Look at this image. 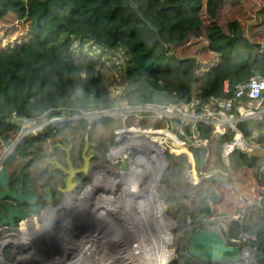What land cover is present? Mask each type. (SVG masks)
Listing matches in <instances>:
<instances>
[{
  "label": "trees",
  "instance_id": "1",
  "mask_svg": "<svg viewBox=\"0 0 264 264\" xmlns=\"http://www.w3.org/2000/svg\"><path fill=\"white\" fill-rule=\"evenodd\" d=\"M257 14L264 17V0H0V155L3 145L18 136L23 120L112 107L96 60L72 50L75 40L124 53L123 96L129 104L206 102L231 96L223 92L225 82L231 89L264 76V31L247 30ZM109 121L101 119L93 126H107ZM251 123L237 124L244 137ZM125 126L122 136L136 137L138 131L148 132L150 138L167 134L157 119L130 117ZM54 129L48 125L30 135L17 153L27 156L34 143L51 138ZM197 132L196 147H180L182 137L176 143L166 140L165 167L150 165L154 159L145 157L137 145L127 149V158L131 154L137 164L150 165L148 189H154L158 178L160 188L173 185L178 196L194 204L189 212L178 197L165 196L168 216L175 221H199L209 212L210 218L227 217L264 197V144L252 148L251 155L235 149L225 164L221 145L232 133L207 125ZM200 228L191 227L189 237ZM241 233L256 237L251 262L264 264V226L228 223L229 239ZM188 263L180 258L169 261Z\"/></svg>",
  "mask_w": 264,
  "mask_h": 264
},
{
  "label": "rangeland",
  "instance_id": "2",
  "mask_svg": "<svg viewBox=\"0 0 264 264\" xmlns=\"http://www.w3.org/2000/svg\"><path fill=\"white\" fill-rule=\"evenodd\" d=\"M230 1L233 2L239 0H230ZM247 30L249 33L253 31H264V17L262 15L257 14L255 18L252 20V22H250V24L248 25ZM70 48L74 50L76 53L81 52V54L88 55L89 57L91 56L94 60H96L97 62L96 68L98 71L101 72L103 76V81L110 93V97L111 99H113L114 104H116L115 106L124 105L121 104L122 101L123 102L126 101L124 99L123 94L126 92L127 89L126 85L122 82V72H123L124 64L126 63V59H127L124 56V53L122 51L107 52L101 49L100 47L77 40L74 41L73 46H71ZM116 99L119 100L116 101ZM263 116H264V112L260 115V117L263 118ZM102 119H108L110 120L109 121L110 123L107 126L98 125L94 130L91 139H89L91 145L97 144L96 147L94 149L93 148L90 149L89 152L94 154V158H93L94 160L92 164L95 166V170L98 168L97 169L98 171L94 175L93 174L90 175L91 176V178L89 177L90 180L88 181L86 180L87 184L92 183L93 176L95 175L99 176L100 174L104 173V171H109L110 167L112 166L114 169L118 171L122 170L125 161L124 153L125 152L127 153V149L129 148V146L137 145L145 155H153L158 152L157 151L158 141L153 140L152 138L151 139L147 138L148 132L143 133L146 134L147 137L144 135H140V139L137 138L138 136L134 137V136L124 135L123 137L119 131L121 125L123 124L121 117H118V119L117 118H112V119L102 118ZM100 120H101L100 118L84 117L81 118V120H77L76 122L59 126V125H54L52 123L49 124L46 118H38L32 121L22 122L21 128L23 129L22 130L23 133H27L26 139L28 140L30 135L37 134L45 126L48 125L55 128L56 131L57 129H59L58 131H63L62 129L70 128L79 121H84L86 124L88 123L91 125L93 122H97ZM258 121L260 120L258 119ZM64 135L67 136L73 144L78 145L80 149L82 143L81 134L68 131L65 132ZM61 137L62 136H59L55 140H57V142L60 140L64 145H67V143L64 142V140L59 139ZM27 140L21 145L16 146L13 149V151H8L9 149L3 150L2 147V150L4 152L2 151L0 155V160L3 161L5 159L4 158L5 155L7 153L9 154L11 153L10 159L13 158V167L11 169L14 172L16 171L19 172L22 169L27 171L28 168L27 165L28 162H30V160L31 162H35L36 165L38 164L35 167L36 169L45 165L44 161L37 157H36L37 159H30L27 156L22 157L17 153L16 151L17 148L23 146L27 142ZM139 142L141 143L140 146H139L140 144ZM52 143L53 141H50V142H45L43 145H41V148L39 147L40 153L45 152L51 157L56 156V151H53L52 149ZM129 158L131 164H128ZM180 159H182V157H180ZM45 166L48 167L47 165ZM127 166L129 168L128 172L132 174L133 182L136 184L134 186L137 189V191H139L143 183V178L147 180L149 177L148 174H146V169L144 166H139V164L136 163V159L134 155L131 156V154L127 158ZM139 171L145 173L144 177L142 176L141 173L138 174ZM133 174H135V176H133ZM130 179H131L130 175H127L125 178L126 181ZM78 181H82L81 178H79ZM47 183H48L47 181L43 182V184H47ZM55 185L56 183L54 182L53 186ZM142 188L140 189V191L142 190ZM100 193H101L100 196L102 197L99 198L102 199L105 204V209H104L105 212L101 217L102 222L99 225L102 227L101 231L100 229L97 228L98 229V230L96 229L97 231L95 230V232H90L89 230L92 228V225L88 224L87 220L83 218L85 219L86 222L80 221L73 225H67V227L62 228L64 231L61 230V228L60 229L58 228V230H55V232L51 231L49 235H47L46 237L43 238L37 237L38 240L43 241V243L37 244L32 248H23V247L19 248L18 246L15 245V243L20 245L21 243L20 241H14V244H10L8 246L6 245L5 247L0 248V262H3L5 264H21V263L22 264H141L142 257H140V255H142L144 252V251L142 252L141 250L143 249L142 246H139L138 248L139 250H141V253L137 251L139 253V257H138L137 252L133 254L134 252L133 248L131 247L126 248L125 242L129 241V238L124 239L122 236H119L121 238H116V236L114 237V235L111 234L110 231L107 230V228L105 227L109 225L113 229L114 228L113 225L115 226L118 225V223H120V221L117 219L118 216L114 217L116 213L125 214L130 210H135L136 212L137 209H148L152 205H158L163 209L164 216L166 218L165 221L169 220L167 221L168 224L162 227L161 230L163 231L160 233H169L171 236H177L174 239L172 237V240H169L167 238L159 239V241H161L162 243V246L167 244L165 242V239H167L170 242L167 245V248L171 252L169 258L172 259L171 261L178 260L180 258V259H184L185 261H189L190 263L188 264H197L199 261H196L191 257H189L185 251V245L189 237L187 232L191 230V227L200 226L202 228L208 226L209 228H216L222 233L224 226H227L226 222H223L221 224H215V223L206 224L202 220L199 221L190 220L189 224H187L186 217L180 220L177 219V221L175 222L176 219L172 218L171 216H168L166 213L168 204L165 201V196L170 195V196L178 197L181 206L189 212H192L194 210V204L192 203L191 200H186V198L183 199L180 196H178V190L173 185H170L165 189L160 188L158 183V178L156 180V185L153 190L143 191L140 195L136 194L135 189L132 185H127L123 187L119 185L117 188L114 189L110 188L109 190L106 189L105 192L102 191ZM56 202H58V199H56ZM250 203L251 204L246 203L242 207L243 208L241 211L242 218L239 220V223L240 225L251 226L253 229H257L261 226H264V198H262L261 200H258L257 198L256 200L251 201ZM137 215L138 214H136V216ZM52 216L53 215H51L50 217ZM50 217L46 218L45 221H42L43 223H41V220L40 221L36 220L37 224L34 230H36L38 233H41L44 231V228L52 229V227L55 226L56 221L55 220L50 221ZM215 220L216 219H212V221ZM20 223L18 225V228L14 231L17 232L21 230ZM111 223H113V225H111ZM150 224H151V219L146 220L145 223H143V226H140V228L144 229V231L139 230L138 232L129 233L128 230H122V232L124 234H128L129 236H132V238L137 239L142 244L148 243L149 246L146 245L148 246L146 249L150 250L148 251V253L150 252L152 254L151 255L152 261H155L158 253H156L157 250L151 248H152V243H154L155 245L157 244L156 242L157 239L154 240L153 242H151V239L152 238L154 239L156 235L155 230L158 229V226L156 225L157 227H152ZM166 226H168V228H166ZM9 232L11 231H8L7 233ZM141 238L144 239L145 242L139 240ZM23 241L25 240H22V242ZM9 243L10 241L7 244ZM127 244L129 245L130 242H127ZM131 255H132L131 257L132 260L129 261ZM149 256H146L147 259H149L148 258ZM145 261L148 262V260ZM167 264H169V262H167Z\"/></svg>",
  "mask_w": 264,
  "mask_h": 264
},
{
  "label": "flooded vegetation",
  "instance_id": "3",
  "mask_svg": "<svg viewBox=\"0 0 264 264\" xmlns=\"http://www.w3.org/2000/svg\"><path fill=\"white\" fill-rule=\"evenodd\" d=\"M75 119H68V120H60L56 121L54 124H62L63 122H67V124H70L74 121ZM84 121H79L75 125H73L70 128H64L62 129L63 131H56L55 129L53 130V135L51 138H47L44 141L40 140L39 142L34 143V148L29 152L27 155L28 158L30 159H41L44 161V164L42 167H35L36 165L35 162H28V168L27 171L24 169L20 170L19 172H14L11 168L13 167V158L10 159V156H7L0 165V168H4L7 174V187L13 191L16 192L18 188L20 189L22 195H27L29 190L32 189L34 194H35V204L37 207H39L41 210L45 208L46 205V194L45 191L48 188V192L50 194V198L52 201L51 207H56L60 204L61 200L63 199V194L60 192V190L65 189V180H66V173L62 171L61 169L55 167L54 164L49 163V161H56L62 168L67 169L68 164H67V159L70 161L71 166L73 169L77 168H82L83 163H84V157H88V163H87V173L84 174L82 172L75 173L73 178L71 179V183H73L72 189L68 191L67 195L69 197V201L67 204L66 209L64 210L65 214V226L67 225H73L77 222L80 221H85L87 220L88 224L92 225V228L89 230L90 232H95V230L98 228L102 229L101 226V217L104 214V209H105V204L102 199H100V192H105L106 189L110 188H117L119 185L121 187L127 186V185H132L135 189V192L137 195H140L143 191L148 189L149 186V177L147 180L143 178V183L141 185L142 190L137 191L134 185H136L133 180H125L127 175L131 174L129 172H123L121 170H116L112 167H110L109 171H104V173L100 174L99 176H93V180L91 184H87L86 180H90L89 177L91 178V174L97 173V169L95 170V166L92 164L94 154L90 153V149H94L96 145H91L90 140L94 130L96 129L97 126H93V123L90 125L87 123L84 129L81 128L83 125ZM72 131L78 134H81L82 137V143L81 147L79 149L78 145H75L71 142V140L64 135L65 132ZM123 131H126L124 128ZM91 134V136H90ZM142 132H136V135L139 137ZM62 136L59 139L64 140V142L67 143V145H64L62 141L55 140L57 137ZM161 136L160 137H152L153 140L156 141H161ZM89 140V141H88ZM53 141L52 143V149L53 151H56V156L51 157L48 154L40 153L39 147L41 148V145H43L45 142H50ZM86 147V148H85ZM85 149V150H84ZM16 152V151H15ZM125 156V161L124 165L127 159V153H124ZM37 157V158H36ZM51 159V160H50ZM112 163V162H111ZM123 165V166H124ZM156 165V163H154ZM146 174H148V169L149 166L146 167ZM95 170V172H94ZM117 173L120 174V178L117 176ZM142 174V176L145 175V173L139 171L138 174ZM30 176V177H29ZM36 178V179H35ZM81 178L82 181H78V179ZM44 181H47V184H43ZM121 181V183H120ZM132 181V182H131ZM56 183L55 186H53V183ZM147 183V184H146ZM147 187V189H146ZM145 189V190H144ZM150 190V189H149ZM2 192L0 188V193ZM56 199H58V202H56ZM9 209L14 210L17 213L20 212H30V206L26 201H19L17 199L11 198L9 196H4L0 198V232L6 231L2 234H0V248L4 246H8L10 244H14V241H20V245L15 243L16 246L19 248H27V245L30 243H35V244H41L43 241L38 240V238H43L49 235L51 231L55 232L57 230V227L59 225V215L55 214L52 217H50L51 220H55V226L52 227V230L49 228H44V231L41 233H38L35 229V226L37 224V221H40L39 218L36 217H31L27 218L26 220H20L16 216H12V221L13 225H10L8 222H3L2 219H6L9 215ZM60 212V211H59ZM58 212V213H59ZM136 214H138L136 216ZM37 215V214H35ZM115 216H118L117 219L120 221L118 225H113V229L108 225L105 228L110 231L111 234L116 236V238H121L119 236H122L124 239L129 238V241L125 242L126 247H136L141 245V242H136L133 243V241H137V239L132 238V236H129L128 234H124L122 230H128L129 233H134L140 231H144V229H141L140 226H143V223H145L146 220L151 219V226L156 227V221L160 218L163 217L164 219V224H168L164 216L163 209L158 206V205H152L148 209H137L135 210H130L129 212L125 214H115ZM38 218V219H37ZM85 218V219H83ZM83 219V220H81ZM22 221V222H21ZM21 222V223H20ZM86 222V221H85ZM20 223V231H14L18 228V225ZM41 223H43L41 221ZM72 223V224H71ZM100 227V228H99ZM168 228V226H166ZM97 229V230H98ZM51 230V231H50ZM96 230V231H97ZM106 230V231H107ZM8 231H11L7 233ZM155 234H158L160 231H162L160 228L155 230ZM52 232V233H53ZM27 233V242L23 241L24 237L23 234ZM105 234V233H104ZM116 234V235H115ZM127 236V237H126ZM38 237V238H37ZM112 237V235H111ZM115 238V240H116ZM112 239V238H111ZM151 239V237H150ZM133 240V241H132ZM145 242L142 238L139 239ZM153 240V238L151 239ZM10 241L9 244H7ZM127 242H130L128 245ZM143 245V244H142ZM141 245V246H142Z\"/></svg>",
  "mask_w": 264,
  "mask_h": 264
},
{
  "label": "built area",
  "instance_id": "4",
  "mask_svg": "<svg viewBox=\"0 0 264 264\" xmlns=\"http://www.w3.org/2000/svg\"><path fill=\"white\" fill-rule=\"evenodd\" d=\"M223 92L231 93V96L229 98H211L206 102L195 101L188 104L178 103L158 105L152 103H144L139 105H132L127 101H122L121 104L124 105L115 106L116 104H114L112 99V107L106 110L82 112L79 115L68 117H53L47 120L49 123V121L54 119L64 120L78 118V120H81V118L84 117L118 119V117H121L123 124L121 125L119 130L120 134L121 130L126 128L125 122L130 117L161 120L165 125L167 134L161 136L162 139L161 142L157 143V149L158 147L162 148L169 137L173 140L174 143L177 142L178 137H182L184 143L181 142L180 147H196L198 146V144H200L197 129L200 125H207L220 133H224L227 131L232 133L231 140L229 142L224 141L221 145V158L226 164L228 161V155L235 149L251 155L252 148H256L245 141L243 135L237 129V124L249 120H258L260 119V115L264 112V76L251 77L247 81L235 84L231 89H229L228 84L225 82ZM118 100L119 99H116V101ZM32 120H23L22 122ZM63 125L65 124H60L59 126ZM22 130L23 129L21 128L18 136L8 145H3L1 143L3 145V150L9 149L8 151H13V149L16 147L17 140L24 134ZM141 135L147 137L146 134ZM138 139H140V136L138 137ZM237 141L238 143H236ZM205 143L206 140H203L202 144L205 145ZM140 145L141 143L139 144V146ZM153 155H145V157L154 159V161L151 162L150 165H153L154 163H158L159 165H161L160 159ZM7 156H9V153H7L4 158H6ZM1 162L2 161L0 160V165ZM150 165H147L145 163L139 164V166L146 167ZM222 177H225V174H222ZM262 198L264 197H259L258 200H261ZM250 202L251 201H248L247 203L251 204ZM242 209L237 214L232 215L230 219L226 220V223H229L230 221H238L239 223V220L242 218ZM189 222L190 219L187 218V224H189ZM226 229L227 226H224L222 232L223 234ZM227 239L230 244L239 245L242 247L241 258L237 263L226 262L219 264H254L251 262V253L255 249L256 245V237L253 234L241 233L236 239H229L228 236ZM169 259L170 258L168 256L167 262L172 260Z\"/></svg>",
  "mask_w": 264,
  "mask_h": 264
},
{
  "label": "water",
  "instance_id": "5",
  "mask_svg": "<svg viewBox=\"0 0 264 264\" xmlns=\"http://www.w3.org/2000/svg\"><path fill=\"white\" fill-rule=\"evenodd\" d=\"M80 118V116H79ZM86 148V147H85ZM85 150V149H84ZM158 152L154 154L153 156L158 157L160 159V164L162 167L166 166V163L164 161L163 157V149L161 147H158ZM49 163L54 164L55 167L61 169L66 173L67 177L65 180V189L60 190V192L63 194V199L61 200L60 204L56 207H51L52 201L50 198V194L48 192V188L45 191L46 194V205L43 210H41L39 207L35 204V194L32 189L29 190L27 195H22L20 189L16 192L11 191L7 187V174L4 168H0V188L2 192L0 193V198L4 196H9L11 198L17 199L19 201H26L30 206V212H20L17 213L12 209H9V215L3 222H8L10 225H13L12 216H16L20 220H26L27 218H31L34 214H37V217L41 221H45L46 218L50 217L49 215L54 210L61 211L62 205L66 202L68 196V191L72 189L73 183H71V179L73 178L75 173L82 172L84 174L87 173V163H88V157H84V163L82 168L73 169L71 166L70 161L67 159L68 168L64 169L62 168L56 161H49ZM113 168V166H112ZM121 171L128 172L129 168L127 166V159L125 162V165L123 166ZM130 173V172H129ZM213 173H210L208 176H211ZM211 203H209V207L211 208ZM58 211V212H59ZM58 212L53 213V215L58 214ZM210 212L207 213L205 216H202L200 220L204 221L206 224H221L223 222H226V220L230 219L231 216L227 217H220L215 218V221H212L210 218ZM6 231L0 232V234L4 233ZM227 232H228V223H227V229L223 233H221L216 228H209L208 226L202 227L198 229L196 232L192 233L190 237L187 240V243L185 245V251L189 257L192 259L199 261L204 264H219V263H237L239 262L241 258L242 253V247L239 245H232L228 242L227 239Z\"/></svg>",
  "mask_w": 264,
  "mask_h": 264
},
{
  "label": "bare ground",
  "instance_id": "6",
  "mask_svg": "<svg viewBox=\"0 0 264 264\" xmlns=\"http://www.w3.org/2000/svg\"><path fill=\"white\" fill-rule=\"evenodd\" d=\"M72 119H75L73 122H76L77 120H78V118H72ZM64 120H68V119H64ZM56 121H60V120H56V119H54V120H51V121H49V124H54ZM63 121V120H62ZM72 122V123H73ZM39 123V122H38ZM62 124H67V122H63ZM54 125H56V124H54ZM58 125H60V124H58ZM40 126V125H39ZM27 133H24L18 140H17V142H16V146H18V145H21L22 143H24L27 139ZM158 142H161V141H158ZM236 143H238V141L236 142ZM9 156H11V153L9 154ZM156 164H158V163H156ZM159 165V164H158ZM120 174L121 173H117V176L120 178ZM137 175V174H136ZM133 176H135V174H133ZM144 177V176H143ZM131 180H133V177H132V175H131ZM132 182V181H131ZM120 183H121V181H120ZM145 190V189H144ZM145 191H150V190H145ZM68 201H69V197L67 198V200H66V202L64 203V205H62V207H61V211L57 214V215H59V218H58V220H59V225H58V227H57V230H58V228L60 229L61 228V230H63L62 228H65L66 226H65V214H64V210L66 209V207H67V204H68ZM60 210V209H59ZM59 210H54V211H52V213L49 215V216H51V215H53V213H56V212H58ZM32 217H36V215L34 214ZM102 222V221H101ZM156 225L158 226V228H160V229H162V227L165 225L164 224V219H163V217H160L157 221H156ZM156 226V227H157ZM64 231V230H63ZM163 231V230H162ZM162 231H160V232H162ZM159 232V233H160ZM156 234L155 235V237H154V239L153 240H151V242H153L154 240H156V242H157V244L155 245L154 243H152V248L151 249H154V250H157V252L156 253H158V255H157V257H156V259H155V261H152V257H151V253L149 252L148 253V251H150L149 249H146L148 246H149V244L148 243H143V245H142V248L143 249H141L142 250V252H143V254L142 255H140V257H142V259H141V261H142V263L141 264H144V263H147V264H166L167 263V259H168V256H169V254H170V250L167 248V245L170 243L167 239H169V240H172V237H173V239L175 238V236H171L169 233H160V234ZM101 234V233H100ZM23 237H24V240H25V242H27V238H28V236H27V233H24L23 234ZM60 237V236H59ZM127 237V236H126ZM161 238H167V239H165V242L167 243L166 245H164V246H162V243H161V241H159V239H161ZM144 240V239H143ZM116 241V240H115ZM120 241V240H119ZM118 241V242H119ZM133 241V240H132ZM49 242H50V240H49ZM134 243H136V242H139L138 240L137 241H133ZM35 245H37V244H35V243H31V239H30V243L27 245V248H32V247H34ZM141 245H139V246H141ZM146 245H148V246H146ZM54 246H55V244H54ZM139 246L137 247H132L134 250V252H133V254H135L137 251H139V253H141V250H139L138 248H139ZM5 247V246H4ZM126 248H128V247H126ZM125 248V249H126ZM145 249V250H144ZM160 251H162V252H160ZM53 252V251H52ZM138 253V252H137ZM139 253H138V257H139ZM155 253V252H154ZM132 254V255H133ZM132 255L130 256V258H129V261H131L132 259H131V257H132ZM149 256L148 258L149 259H147V257L146 256ZM54 256V255H53ZM154 256V255H153ZM126 259V258H125ZM145 260H148V262H146ZM137 261V260H136ZM101 263V262H100ZM105 263V262H104ZM0 264H5V263H3V262H0ZM22 264V263H21Z\"/></svg>",
  "mask_w": 264,
  "mask_h": 264
},
{
  "label": "crops",
  "instance_id": "7",
  "mask_svg": "<svg viewBox=\"0 0 264 264\" xmlns=\"http://www.w3.org/2000/svg\"><path fill=\"white\" fill-rule=\"evenodd\" d=\"M258 120H249L251 121V126L249 129V133L247 135V137H244V139L246 140V142H250L248 144H251L254 147H257L261 144H264V116L263 118L260 117Z\"/></svg>",
  "mask_w": 264,
  "mask_h": 264
}]
</instances>
